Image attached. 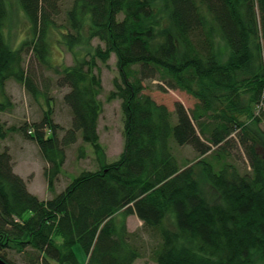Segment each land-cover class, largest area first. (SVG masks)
Instances as JSON below:
<instances>
[{
  "label": "trees",
  "instance_id": "obj_1",
  "mask_svg": "<svg viewBox=\"0 0 264 264\" xmlns=\"http://www.w3.org/2000/svg\"><path fill=\"white\" fill-rule=\"evenodd\" d=\"M66 1L20 0L33 41L13 51L0 0V113L12 108L11 79L38 98L22 56L29 49L48 64L49 33L62 26L55 19ZM63 29L59 41L84 50L55 70L57 85L69 90L71 128L59 138L49 110L32 134L21 128L46 163L48 189L78 134L104 157L97 61L111 55L118 78L109 99L121 101L124 149L46 201L14 172L10 153L0 152V259L15 264L8 254L16 252L27 264H80L79 246L85 264H264V0H72ZM147 80L196 104L187 110L177 102L169 111L144 94ZM15 130L0 122V144ZM172 143L193 148L196 161L180 168ZM234 149L247 163L244 173L229 160ZM132 215L139 231L126 227Z\"/></svg>",
  "mask_w": 264,
  "mask_h": 264
},
{
  "label": "rangeland",
  "instance_id": "obj_2",
  "mask_svg": "<svg viewBox=\"0 0 264 264\" xmlns=\"http://www.w3.org/2000/svg\"><path fill=\"white\" fill-rule=\"evenodd\" d=\"M7 18L4 25L5 41L13 51L19 50L24 42L33 41L31 24L25 16L20 0H4ZM72 0L63 2V11L55 19L57 25L52 28L48 37L47 65H42L34 57L31 50L24 52L22 56L28 74L33 78V87L39 92L36 99L33 93L29 92L23 84L14 80H9L5 84V93L12 104L11 110L0 113V122L8 128L16 130L10 132L8 137L0 144V152L7 150L14 165V172L22 177L26 182L30 193L42 201L51 199L54 195L63 192L70 182L84 171H97L102 163L110 164L119 159L124 149V116L121 109V101L118 99L110 100V93L113 91V81L118 78V69L114 55L106 64L97 61L98 72L101 78L102 91L98 96L101 111L97 122V132L99 144L103 150L102 160L94 153L91 145L84 143L81 134L74 144L65 150L66 160L53 190L48 189L47 181L44 177L46 163L43 160L37 144L29 139L22 127H28V133H33V124L39 123L43 114L49 110L52 114L53 122L58 125L56 135L62 138L66 131L71 128V111L64 103L63 97L69 92L66 87L57 85L58 74L55 70L70 67L74 64L76 57H81L84 53L83 48L74 47L69 50L60 40V30L65 25V10L71 5ZM99 42L94 39L91 46L95 47ZM103 46V44H101ZM144 94L149 95L158 104L165 105L169 111L175 110V104L181 103L187 110H191L196 104V100L186 92L179 90L161 91L158 89L160 82L147 80L143 83ZM175 122V115L173 119ZM260 127L264 130V120ZM172 152L178 160L180 168L193 164L197 159V154L190 146L179 147L172 143ZM237 149L233 150L235 159L229 160L236 165L237 169L244 173L248 170L247 163L243 156H237ZM117 218H122L121 214ZM128 231H139L142 222L135 216H128L125 219ZM76 256L80 264H84L85 254L81 247H76ZM8 257L15 264H27L22 254L11 252ZM134 264H155L148 259H139ZM259 264V263H256Z\"/></svg>",
  "mask_w": 264,
  "mask_h": 264
},
{
  "label": "water",
  "instance_id": "obj_3",
  "mask_svg": "<svg viewBox=\"0 0 264 264\" xmlns=\"http://www.w3.org/2000/svg\"><path fill=\"white\" fill-rule=\"evenodd\" d=\"M0 264H8L5 261H3L2 259H0Z\"/></svg>",
  "mask_w": 264,
  "mask_h": 264
},
{
  "label": "crops",
  "instance_id": "obj_4",
  "mask_svg": "<svg viewBox=\"0 0 264 264\" xmlns=\"http://www.w3.org/2000/svg\"><path fill=\"white\" fill-rule=\"evenodd\" d=\"M134 231V230H133ZM133 231H131V232H133ZM136 231V230H135ZM86 263V257H84V264Z\"/></svg>",
  "mask_w": 264,
  "mask_h": 264
}]
</instances>
